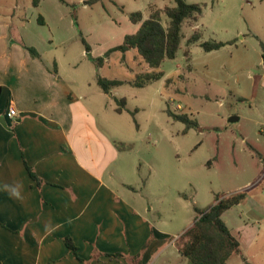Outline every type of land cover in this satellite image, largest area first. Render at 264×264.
<instances>
[{"label":"rangeland","instance_id":"1","mask_svg":"<svg viewBox=\"0 0 264 264\" xmlns=\"http://www.w3.org/2000/svg\"><path fill=\"white\" fill-rule=\"evenodd\" d=\"M33 1L0 0V17L15 12L31 22L23 33L39 46L52 36L57 44L62 43L57 50L59 60L65 64L76 60L70 78L98 73L81 36L93 49L92 56L102 57L124 36L135 33L138 26L131 22V13L142 12L149 18V13L175 6L174 0H45L39 6ZM186 1L202 5L203 14L195 27L183 24L176 58L161 67L171 81L153 80L143 88L122 85V93L110 102L115 108L116 100L124 95L126 110L118 113L110 108V128H106L117 144L131 147L117 148L122 157L113 169L122 174L110 183L116 187L120 182L129 184L131 191L117 189L143 210L153 206L150 216L173 240L218 198L250 189L264 195V92L259 81L264 0ZM14 5H18L15 10ZM41 14L47 17L48 27L38 25ZM162 22L166 25L168 18L163 16ZM195 30L201 40L190 43ZM206 41L233 44L206 52L201 46ZM129 67L134 66L118 69L135 82ZM177 114L187 115L197 125L187 129L186 123L175 118ZM232 117L239 120L231 122ZM263 237L256 250L264 248ZM164 238L168 241L170 236ZM259 258L263 260L264 254Z\"/></svg>","mask_w":264,"mask_h":264},{"label":"crops","instance_id":"2","mask_svg":"<svg viewBox=\"0 0 264 264\" xmlns=\"http://www.w3.org/2000/svg\"><path fill=\"white\" fill-rule=\"evenodd\" d=\"M16 18L15 12L0 17V120L6 122H0V264H194L180 253L181 237L173 240L150 216L153 206L143 210L117 189L131 191L129 184L110 183L122 174L113 169L122 156L117 139L107 134V112L116 109L110 101L122 86L106 94L98 77L131 84L132 78L118 68L134 66L128 71L137 77L149 70L147 65L135 49L117 51L95 75L70 78L76 60H59L62 43L44 38L40 49L23 33L31 22L16 23ZM37 23L50 25L43 14ZM135 25L136 33L141 24ZM25 46H37L40 57H32ZM261 67L264 92L263 62ZM167 78L165 73L161 81L167 83ZM10 108L17 117L9 116ZM27 165L42 184L31 178ZM5 184H20L21 197H11ZM260 191H246L245 199L231 208L235 212L222 216L241 250L228 264L234 257L235 264H264L259 258L264 248L255 249L264 236ZM195 221L187 223L185 233ZM67 238L78 257L67 247Z\"/></svg>","mask_w":264,"mask_h":264},{"label":"trees","instance_id":"3","mask_svg":"<svg viewBox=\"0 0 264 264\" xmlns=\"http://www.w3.org/2000/svg\"><path fill=\"white\" fill-rule=\"evenodd\" d=\"M63 2V0H61ZM98 0H92L95 3ZM175 6H166L164 9H159L153 13H149V18H145L142 12L131 13L129 18L134 24H141L139 30L130 35H126L124 42L115 48L109 50L104 56L94 58L92 56V48L81 36V40L85 45L87 56L94 63L101 67L105 61L114 52H127L135 49L137 55L148 69L146 72L137 75L135 82L131 84L138 88H143L151 81L161 80L165 76V72L161 71L163 63L170 59L176 58L183 38L182 27L188 22L195 27L203 14V6L200 4H189L186 0H174ZM41 0H34L33 5L38 6ZM163 16L168 18V23L165 25L162 22ZM39 22L43 23V19L39 18ZM201 34L195 30L189 39V42H198L201 40ZM233 44L229 42L206 41L201 44L206 52L217 51L226 45ZM26 47V46H25ZM262 47V59L264 66V44ZM32 57L39 58L40 53L35 47H26ZM189 58V53L186 52ZM171 80L168 79L167 83ZM125 82L118 80H108L98 77L99 87L106 93L111 94L114 88L121 87ZM116 111L123 113L126 110L127 99L121 98L116 100ZM176 119L186 123L187 129L196 126V122L191 121L187 115H174ZM120 150L131 148L124 144H117ZM27 169L31 178L42 184L41 179L36 175L32 168L27 165ZM246 197V192H240L227 199H217L216 203L208 209L197 213L194 226L181 236L179 243L180 253L192 261L194 264H228L230 258L240 253L239 241L232 235L228 226L224 222L223 214L231 208L239 205ZM66 245L70 252L76 257L77 248L73 241L66 239ZM118 255H110V258H117Z\"/></svg>","mask_w":264,"mask_h":264},{"label":"clouds","instance_id":"4","mask_svg":"<svg viewBox=\"0 0 264 264\" xmlns=\"http://www.w3.org/2000/svg\"><path fill=\"white\" fill-rule=\"evenodd\" d=\"M21 187L20 184H16L15 186L5 184L4 190L7 191L11 197L19 199L21 197Z\"/></svg>","mask_w":264,"mask_h":264},{"label":"built area","instance_id":"5","mask_svg":"<svg viewBox=\"0 0 264 264\" xmlns=\"http://www.w3.org/2000/svg\"><path fill=\"white\" fill-rule=\"evenodd\" d=\"M178 108L180 109V107H178ZM9 116L12 117V118H15V117L18 116V113H17L15 108H10Z\"/></svg>","mask_w":264,"mask_h":264},{"label":"water","instance_id":"6","mask_svg":"<svg viewBox=\"0 0 264 264\" xmlns=\"http://www.w3.org/2000/svg\"><path fill=\"white\" fill-rule=\"evenodd\" d=\"M239 120V118H237V117H232L231 119H230V121L231 122H235V121H238ZM0 122L5 126L6 125V122H5V120L3 119V120H0Z\"/></svg>","mask_w":264,"mask_h":264}]
</instances>
